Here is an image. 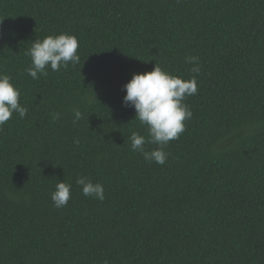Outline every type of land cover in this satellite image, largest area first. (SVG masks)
Returning a JSON list of instances; mask_svg holds the SVG:
<instances>
[{"label":"trees","instance_id":"trees-1","mask_svg":"<svg viewBox=\"0 0 264 264\" xmlns=\"http://www.w3.org/2000/svg\"><path fill=\"white\" fill-rule=\"evenodd\" d=\"M59 34L80 62L32 79L25 52ZM191 56L192 117L149 163L122 86L155 64L190 80ZM0 73L27 108L0 127V264H264V0H0Z\"/></svg>","mask_w":264,"mask_h":264},{"label":"clouds","instance_id":"clouds-1","mask_svg":"<svg viewBox=\"0 0 264 264\" xmlns=\"http://www.w3.org/2000/svg\"><path fill=\"white\" fill-rule=\"evenodd\" d=\"M79 44L73 35L59 34L49 35L42 40L31 42V47L25 52L30 57L31 65L25 70L32 79L47 76V68L59 71L67 68L69 62L73 66L80 62L77 54ZM199 58L186 57L185 62L192 64L190 69L194 75L190 80L170 75L155 64L151 72L133 74L132 78L122 86L126 93L122 99L123 107L133 108L135 119L141 126L147 128V138L138 132H132L128 137L130 148L133 152H139L143 158L158 165H164L167 153L164 148L172 140L178 139L185 131V120L192 117L187 104L183 101L186 97L197 94V79L201 68ZM20 91L11 83V77L0 73V127L10 120L13 113L20 118L27 114V108L19 103ZM75 124L82 119V113L73 109ZM59 113H53L52 119L58 120ZM146 144L157 145L151 151L146 150ZM76 184L80 186L85 197L94 198L101 202L105 199L104 187L101 183H93L87 176H78ZM70 183L59 181L55 190L51 193L54 207H66L71 197Z\"/></svg>","mask_w":264,"mask_h":264}]
</instances>
